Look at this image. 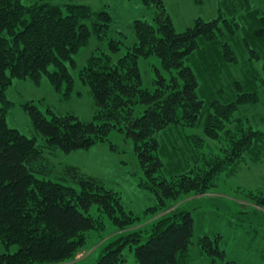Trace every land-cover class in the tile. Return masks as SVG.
Listing matches in <instances>:
<instances>
[{
  "label": "trees",
  "instance_id": "16d2710c",
  "mask_svg": "<svg viewBox=\"0 0 264 264\" xmlns=\"http://www.w3.org/2000/svg\"><path fill=\"white\" fill-rule=\"evenodd\" d=\"M53 1L25 4L0 0V243L6 249L16 246L12 252H0V264H60L71 258L84 244V233L96 228L92 205L118 228L139 218L124 209L117 191L77 166L65 164L54 172L43 148L65 152L88 149L108 140L112 130L124 134L133 143L144 175L140 185L155 194L156 206L147 209L153 210L180 194L208 189L225 163L232 164L255 141L264 140L263 131L244 128L235 117L240 105L260 102L259 91L245 90L247 82L233 81V99L204 101L198 95L199 80L187 61L194 50L201 49L202 41L215 40L223 30L233 34L234 20L198 17L191 26L176 32L162 0H142L155 9L153 22L134 19L130 28L135 41L121 56L112 61L101 51L91 53L78 70L95 106L91 120L70 113L58 115L50 109L48 118L32 102L24 104L35 133L44 138V144L37 145L35 136L7 124L6 111L12 102L6 99L5 90L14 78L39 83L45 75L57 92L64 84L68 96L73 87L69 70L75 66L73 55L88 45L92 35L101 39L112 21L107 10H93L80 2L59 5ZM259 12L251 9L257 25L254 35L263 38L264 14ZM120 44L121 40L112 39L109 47L115 52ZM150 56L158 59L164 71L162 74L155 68L152 89L142 86L138 65L141 57ZM222 57L228 62L234 59L233 53L225 50ZM138 105L144 108L136 115ZM231 123L233 131L228 129ZM170 125H201L210 138L226 131L220 139H227L228 145L211 154L215 159L211 156L203 159L201 166L166 176L158 134ZM193 233L191 211L174 210L155 223L150 236L120 237L94 264H127L125 249L134 250L135 264H185ZM219 238V234L202 235L197 244L207 256H218L224 258V264H231L224 257Z\"/></svg>",
  "mask_w": 264,
  "mask_h": 264
},
{
  "label": "rangeland",
  "instance_id": "374dc122",
  "mask_svg": "<svg viewBox=\"0 0 264 264\" xmlns=\"http://www.w3.org/2000/svg\"><path fill=\"white\" fill-rule=\"evenodd\" d=\"M21 1L29 4L33 0ZM66 1L85 3L93 10H107L112 21L109 32L101 39L92 35L88 45L73 55L75 66H69L73 87L68 96L65 95L64 84L61 92H57L45 75L39 83L31 79L14 78L5 90L6 99L12 102L6 111L7 124L30 137L35 136L37 145H43L44 138L35 133L24 104L32 102L48 118L50 114L47 110L50 109L58 115L70 113L81 120H91L95 106L88 87L78 76V70L88 55L99 51L115 61L125 52L126 46L135 41L131 22L144 19L152 23L155 12L153 7H147L142 0H54L53 3L62 5ZM162 1L176 32L191 26L198 17L205 20L214 17L234 20L233 34L223 30L215 40L207 43L202 41L201 49L194 50L187 61L199 80L198 95L204 101L233 99V81L247 82L245 90H258L260 102L240 105L235 117L240 119L244 128L264 132V35L263 38L254 35L257 25L256 18L251 14V9H258L259 13L264 14V0H247V3L245 0ZM112 39L122 42L120 49L115 52L109 47ZM224 50L233 53V61L228 62L222 57ZM138 65L142 86L152 89L156 77L155 68L164 74L158 59L155 56L141 57ZM143 108L141 105L136 106L135 114L141 113ZM234 127L231 123L228 129L233 131ZM225 132L220 133L218 138H210L204 135L201 125H170L159 132V155L164 174L171 176L201 166L203 159H210L218 148L228 145L227 139H220ZM43 154L54 172L67 164L99 178L106 187L119 193L125 210L139 216L130 226L118 228L108 216L92 205L90 213L97 219L96 228L85 232L84 244L71 258L60 264H94L104 250L118 242L120 237L150 236L155 223L174 210H189L194 219L193 244L184 255L185 264H224V258L207 256L197 244L198 237H213L216 234L220 235L219 246L231 264H264V140L255 141L232 164L225 163L210 181L208 189L180 194L168 200L166 206L153 210L147 209L156 206L155 194L140 185L144 175L134 153L133 143L124 134L112 130L108 140L97 142L88 149L65 152L43 148ZM222 155L217 153V156L223 158ZM212 158L215 159V156ZM15 249V245L6 249L0 243V252H12ZM124 254L127 264H135L133 249H125Z\"/></svg>",
  "mask_w": 264,
  "mask_h": 264
}]
</instances>
